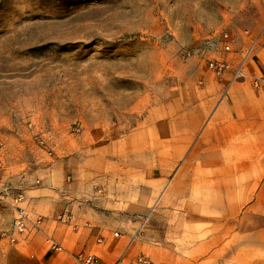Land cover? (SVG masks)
<instances>
[{
	"label": "rangeland",
	"instance_id": "374dc122",
	"mask_svg": "<svg viewBox=\"0 0 264 264\" xmlns=\"http://www.w3.org/2000/svg\"><path fill=\"white\" fill-rule=\"evenodd\" d=\"M217 59L222 78L208 69ZM255 77L264 0H0V264H29L28 240L42 237L8 242L14 197L34 217L61 210L62 190L104 216L90 253L72 258L103 264L114 247L108 264H221L215 240L264 216L248 212L261 181L247 178L264 173V142L248 132L264 126ZM247 257L223 264H264L260 249Z\"/></svg>",
	"mask_w": 264,
	"mask_h": 264
},
{
	"label": "crops",
	"instance_id": "0c3cea01",
	"mask_svg": "<svg viewBox=\"0 0 264 264\" xmlns=\"http://www.w3.org/2000/svg\"><path fill=\"white\" fill-rule=\"evenodd\" d=\"M247 128L248 127H240L238 128L239 130H237V132L246 133L248 131ZM250 129L251 130L248 132L258 134V139L264 142V126H253L250 127ZM260 163L264 165V159ZM230 176L231 175L223 176L221 181H231L232 179ZM247 179L257 182L261 181L256 193V196L260 198H258L254 204L248 206V212L253 214L254 212L264 214V173L262 176L248 177ZM255 185L256 184L254 183V187ZM224 189L225 195L230 196L232 190L234 189V184L231 183L230 188ZM59 195L63 208L57 211L48 209L44 214L49 216L47 221L58 223L57 236L61 238V242L59 240H56V242L61 244L64 248L65 246L68 247V245L73 243V250L75 251L68 252V250L65 248V252H56L60 254V256L55 255V251H52L54 253L48 252V250L50 251L49 248H47L48 250L46 251L43 247V241L46 242L48 237H46L45 232L42 231L39 233L42 236L40 237L42 240H40V243L31 244V241L28 240V244L26 245L28 254H23L22 258L25 261L28 260L27 262H29V264H74L72 260L73 253L83 251L84 254H89L93 249L94 244L92 243V237H89L88 235L98 225H102L101 227L104 228V216L101 215L100 211L97 212L94 209V206L87 204L86 200H79V198H76L73 193L70 194V192L64 190H62ZM55 215H64L65 218L62 221H54L52 218ZM251 218L254 220L253 224L249 227L247 226L237 228L238 235L236 237H232L230 239L217 238L215 240L216 244L218 245V248L215 250V257H218V253L222 254V259H220L221 264H223L225 260L227 262L229 260L239 259L240 252L242 250L247 252L248 257L252 255L256 249L264 251V216L254 215ZM42 227L43 230H46L47 228L46 224H44ZM63 244H65V246ZM224 244L229 246L223 247ZM114 251V247L107 249L106 255L103 258L105 263L103 264H108L113 260V255L115 254Z\"/></svg>",
	"mask_w": 264,
	"mask_h": 264
},
{
	"label": "built area",
	"instance_id": "2783aa9c",
	"mask_svg": "<svg viewBox=\"0 0 264 264\" xmlns=\"http://www.w3.org/2000/svg\"><path fill=\"white\" fill-rule=\"evenodd\" d=\"M222 48L225 53L231 52V44L233 43L232 37L228 33H224L222 35ZM248 56V52L243 54V60L239 64V66L234 71L233 80H237L244 76L245 69V58ZM227 62L223 59L211 60L208 62V69L212 72V74L217 78H222L225 70L227 69ZM252 84L255 88L264 87V81L260 78H253ZM228 95V91H224V98ZM37 139V138H36ZM38 143L43 144L42 140H38ZM15 205V216L12 220L9 231L6 233V239L11 245H15L19 242V240H25L29 232L38 233L42 231V226L49 219L47 215H36L31 217L27 212L25 207H22L21 204L24 203V197L22 195H17L13 199ZM64 215H55L52 220L54 221H62L64 219ZM114 237L117 238L118 234H114ZM47 244L49 245V249L55 252H65V248L54 241L51 238L47 239ZM73 259L78 264H96V259L90 255L78 254L73 256ZM139 264H151L149 260L146 258H139Z\"/></svg>",
	"mask_w": 264,
	"mask_h": 264
}]
</instances>
